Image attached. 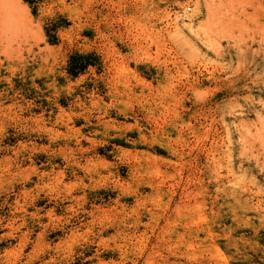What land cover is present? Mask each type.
<instances>
[{
  "label": "rangeland",
  "instance_id": "rangeland-1",
  "mask_svg": "<svg viewBox=\"0 0 264 264\" xmlns=\"http://www.w3.org/2000/svg\"><path fill=\"white\" fill-rule=\"evenodd\" d=\"M0 264H264V0H0Z\"/></svg>",
  "mask_w": 264,
  "mask_h": 264
},
{
  "label": "bare ground",
  "instance_id": "bare-ground-1",
  "mask_svg": "<svg viewBox=\"0 0 264 264\" xmlns=\"http://www.w3.org/2000/svg\"><path fill=\"white\" fill-rule=\"evenodd\" d=\"M152 92V91H151Z\"/></svg>",
  "mask_w": 264,
  "mask_h": 264
}]
</instances>
